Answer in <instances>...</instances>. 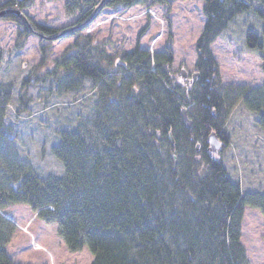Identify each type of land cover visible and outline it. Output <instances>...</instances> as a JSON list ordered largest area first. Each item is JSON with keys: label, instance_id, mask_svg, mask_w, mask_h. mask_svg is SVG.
Here are the masks:
<instances>
[{"label": "trees", "instance_id": "16d2710c", "mask_svg": "<svg viewBox=\"0 0 264 264\" xmlns=\"http://www.w3.org/2000/svg\"><path fill=\"white\" fill-rule=\"evenodd\" d=\"M142 1L73 0L68 10L82 15L80 24L91 19L98 8L133 7ZM259 1L264 5V0ZM205 2L206 22L196 45L200 76L192 86L182 84L172 72L171 42L154 60L148 50L140 48L106 56L104 42L82 34L90 22L80 29L57 30L17 15L0 19L19 25L18 49L35 34L42 39L77 36L60 61L51 60L49 46L41 48L39 67L47 71L32 72L24 80L19 97L23 105L32 102L27 88L30 82L44 83L50 78L62 92L80 90L82 86L71 81V75L91 80L95 86L104 84L101 90L107 94L110 89L115 96V103L98 100L93 114L83 118L80 126L58 133L52 153L63 164L64 176L41 179L20 157L7 133V129L11 131L6 115L13 86L0 84V264H16L6 251L17 231V225L4 215L10 205H27L38 219L55 224L71 251L87 248L91 252L92 264H247L241 243L245 208L264 216V195L243 196L223 162L209 152L213 132L225 146L229 143L224 87L211 45L239 15L262 12L243 0ZM33 3L6 0L0 4V12H23ZM246 42L263 50L264 31L261 36L249 31ZM2 62L0 50V66ZM236 96L249 111L260 115L264 130V86L239 90ZM183 109L188 110L191 127L182 117ZM181 140L191 150L182 160L187 163L183 177L172 167L165 168L167 161L171 166L177 162ZM166 142L167 160L161 155ZM18 182L20 190L13 187ZM178 195L187 199L182 209L174 207Z\"/></svg>", "mask_w": 264, "mask_h": 264}, {"label": "rangeland", "instance_id": "374dc122", "mask_svg": "<svg viewBox=\"0 0 264 264\" xmlns=\"http://www.w3.org/2000/svg\"><path fill=\"white\" fill-rule=\"evenodd\" d=\"M205 1L143 0L133 7L117 5L101 8L86 23L80 24L77 23L82 15L68 10L73 0H34L33 6L24 9L23 13L37 24L57 30L80 29L90 22L82 34L93 37L96 42H104L102 50L106 56L131 53L140 48L148 50L154 60V55L165 52L171 42L172 72L180 81L182 70L190 74L197 72L196 45L206 22L203 14ZM243 1L264 15V5L259 0ZM5 2L0 0V4ZM262 14L254 11L239 15L211 45L224 87L228 116L226 131L229 136L227 146L215 155L223 162L230 179L240 185L243 196L251 193L264 195V130L259 125L261 117L249 111L236 96L239 90L247 92L264 86V49L251 48L246 42L249 31H255L260 36L264 31ZM19 30V25L13 21H0V50L3 53L0 84L13 86L6 115V124L11 131L6 128L7 133L20 157L33 166L41 179L51 175L63 177V164L52 153V147L58 142V133L68 127L80 126L93 114L98 100L108 99L115 103V96L110 89L105 91L107 94L101 90L104 84L95 86L91 80L71 75L70 80L82 86L80 90L62 92L50 78L44 83L30 82L27 88L32 102L28 106L23 105L19 97L24 80L32 72L41 74L47 71V68L39 67L43 58L41 48L49 46L51 60L57 62L73 48L77 36L63 39L58 35L42 39L35 34L26 39L23 48L18 49ZM111 78L108 77V80ZM139 86L145 94L146 89L141 84ZM122 96L125 97L126 93L122 92ZM178 148L177 162L171 166L167 161L165 168L167 171L172 167L183 177L187 173V163L184 165L182 160L191 150L184 140L180 141ZM168 151L169 144L166 142L161 151L165 160ZM169 184L172 186L171 182ZM13 187L20 190L21 182L14 183ZM184 200L187 199L183 195H178V205L174 207L182 209ZM4 215L17 225L16 234L6 248L14 263H93L94 256L87 248L71 251L60 238L57 226L38 219L29 206L10 205ZM241 243L247 264H264V216L260 211L245 208Z\"/></svg>", "mask_w": 264, "mask_h": 264}, {"label": "water", "instance_id": "95a60500", "mask_svg": "<svg viewBox=\"0 0 264 264\" xmlns=\"http://www.w3.org/2000/svg\"><path fill=\"white\" fill-rule=\"evenodd\" d=\"M10 14L21 16L27 20L26 16L23 14V12L17 11V10H7V11L5 10L3 12H0V19L3 18L5 15H10ZM181 112H182V117H183L185 123L187 124L188 127H191L192 126V120H190V118H189L188 110L183 109ZM169 137L171 138V140H173L172 134H169ZM209 144H210L209 151L211 153L215 154V153H218L219 150L222 148L223 141L220 139L219 135L216 132H213L209 136ZM197 149H199V146L197 147Z\"/></svg>", "mask_w": 264, "mask_h": 264}, {"label": "flooded vegetation", "instance_id": "af4514ba", "mask_svg": "<svg viewBox=\"0 0 264 264\" xmlns=\"http://www.w3.org/2000/svg\"><path fill=\"white\" fill-rule=\"evenodd\" d=\"M200 75H198V71L195 72L194 74H190L188 73L186 70H182L181 72V80L180 82L182 84H185V85H189V86H192L195 82V79L198 78ZM222 140V138H220ZM223 141V140H222ZM224 145L225 146V142L223 141Z\"/></svg>", "mask_w": 264, "mask_h": 264}]
</instances>
